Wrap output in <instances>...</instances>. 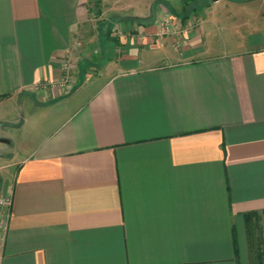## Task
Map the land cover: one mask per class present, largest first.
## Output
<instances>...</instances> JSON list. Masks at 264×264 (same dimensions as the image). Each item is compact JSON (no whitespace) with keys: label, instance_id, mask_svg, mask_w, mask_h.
<instances>
[{"label":"crops","instance_id":"obj_1","mask_svg":"<svg viewBox=\"0 0 264 264\" xmlns=\"http://www.w3.org/2000/svg\"><path fill=\"white\" fill-rule=\"evenodd\" d=\"M92 1L0 0V264H264V0Z\"/></svg>","mask_w":264,"mask_h":264},{"label":"rangeland","instance_id":"obj_2","mask_svg":"<svg viewBox=\"0 0 264 264\" xmlns=\"http://www.w3.org/2000/svg\"><path fill=\"white\" fill-rule=\"evenodd\" d=\"M97 0H93L91 3H94V5L91 6L92 9V16L95 18L98 15H101V13L106 12L108 15L107 17H111V14L109 13L111 10L108 9V7L112 8L113 5L116 3L114 2V0H110V3L108 4H103V2L100 1V3L96 4ZM95 23V21H94ZM99 25H94V27H90L87 26L86 29H88L87 35L84 37H81V39L79 40L80 45H78V48L81 49H86L87 45H90L91 43L89 39L93 38V36L95 35V38L97 39V34L99 32ZM86 43V44H85ZM90 47H92V45H90ZM94 48H91V50H93ZM85 52V53H84ZM86 50L83 51L82 56H77V58L75 57L74 60H70L67 63L68 65L65 67L66 73H63V77L61 78V80L57 83H55V88L57 90H69L71 88V85H74L75 82L79 79V75H80V69L82 67V69H85L86 66L89 68V62L85 61L86 59ZM98 59H101V57H97ZM96 57L90 56L89 57V61H91L92 63H94L93 61L97 59ZM107 59V58H106ZM90 62V63H91ZM96 67V66H95ZM94 66L92 67L93 69H95V72H97V68H95ZM87 68V69H88ZM88 71V70H87ZM67 72L68 75H67ZM92 72V71H91ZM94 75H97L94 73ZM69 76L71 78V81L69 83V85L67 86L68 88H65L64 86H62V83L65 81V78ZM32 94V93H30ZM37 97L39 98L40 102H43L42 99L40 98V95L38 94V92L36 93ZM33 103V107H37L39 105V101H37V99L32 101ZM29 106H24L21 104L18 105V109H14L11 106H2V108H0V115L3 114V117H9V118H15V117H21V115H25V112L28 111ZM30 107H32V105H30ZM6 109V110H5ZM9 129H13V127L9 126ZM253 239H254V251L256 252V255H260V257L264 258V217H260L258 219V221L254 224L253 226Z\"/></svg>","mask_w":264,"mask_h":264},{"label":"built area","instance_id":"obj_3","mask_svg":"<svg viewBox=\"0 0 264 264\" xmlns=\"http://www.w3.org/2000/svg\"><path fill=\"white\" fill-rule=\"evenodd\" d=\"M172 23L177 27L178 26L180 27V24L172 17V15L168 14L162 22V28L166 29L169 26V24ZM68 73L69 72H67V75ZM70 81L71 78L67 76L65 78V81L62 83V86L68 88L67 86L69 85ZM12 204H13L12 197L10 196L0 197V242L4 240L7 234Z\"/></svg>","mask_w":264,"mask_h":264},{"label":"trees","instance_id":"obj_4","mask_svg":"<svg viewBox=\"0 0 264 264\" xmlns=\"http://www.w3.org/2000/svg\"><path fill=\"white\" fill-rule=\"evenodd\" d=\"M253 215H254L253 213L248 214L247 215V220H252L253 219Z\"/></svg>","mask_w":264,"mask_h":264}]
</instances>
